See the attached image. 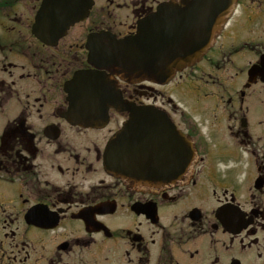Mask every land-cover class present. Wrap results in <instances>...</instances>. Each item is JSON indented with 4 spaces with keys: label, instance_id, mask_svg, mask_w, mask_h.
Masks as SVG:
<instances>
[{
    "label": "flooded vegetation",
    "instance_id": "1",
    "mask_svg": "<svg viewBox=\"0 0 264 264\" xmlns=\"http://www.w3.org/2000/svg\"><path fill=\"white\" fill-rule=\"evenodd\" d=\"M181 1L91 0L56 40L57 27L34 29L51 26L56 0H0V264H264V0H233L206 52L168 82L115 76L98 126L65 116L66 82L94 69L89 38L96 49L132 36ZM123 102L166 118L190 157L114 150L125 163L106 170Z\"/></svg>",
    "mask_w": 264,
    "mask_h": 264
},
{
    "label": "water",
    "instance_id": "2",
    "mask_svg": "<svg viewBox=\"0 0 264 264\" xmlns=\"http://www.w3.org/2000/svg\"><path fill=\"white\" fill-rule=\"evenodd\" d=\"M90 4L91 0H56L50 22L52 28L57 27L56 38L69 25L82 19ZM229 4L230 0H184L183 7L173 3L163 4L140 24L135 35L118 40L105 37L96 49L89 47L88 61L124 80L164 81L176 70L192 64L201 56ZM35 26L37 29H47L49 22L39 19ZM106 81V75L93 71L74 74L69 82V109L66 116L72 124L92 125L93 115H99L100 109V114L104 113L106 107L101 103L104 100L101 94ZM83 94L88 98L84 99ZM129 110V119L107 146L104 166L110 172H116L115 169L125 163L115 162L114 150H117L116 158L124 156L129 159L133 149L137 150L136 154H146L149 145L162 150L178 145L179 140L169 136L164 145L160 139L153 144L151 135L160 136L164 132L169 135L170 130L167 131L164 124L162 127L155 115L144 113L139 108ZM131 164L127 163L126 166L130 167Z\"/></svg>",
    "mask_w": 264,
    "mask_h": 264
},
{
    "label": "rangeland",
    "instance_id": "3",
    "mask_svg": "<svg viewBox=\"0 0 264 264\" xmlns=\"http://www.w3.org/2000/svg\"><path fill=\"white\" fill-rule=\"evenodd\" d=\"M183 105L185 106V104L183 103ZM1 120H2V117L0 116V122H1Z\"/></svg>",
    "mask_w": 264,
    "mask_h": 264
}]
</instances>
